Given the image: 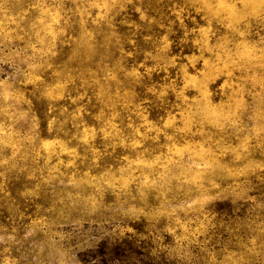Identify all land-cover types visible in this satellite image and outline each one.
Segmentation results:
<instances>
[{"label": "rangeland", "instance_id": "1", "mask_svg": "<svg viewBox=\"0 0 264 264\" xmlns=\"http://www.w3.org/2000/svg\"><path fill=\"white\" fill-rule=\"evenodd\" d=\"M0 264H264V0H0Z\"/></svg>", "mask_w": 264, "mask_h": 264}, {"label": "trees", "instance_id": "2", "mask_svg": "<svg viewBox=\"0 0 264 264\" xmlns=\"http://www.w3.org/2000/svg\"><path fill=\"white\" fill-rule=\"evenodd\" d=\"M140 33L138 34V37L136 38V44L134 46H131L130 44H125L124 47H119L118 43H116L114 40H112L109 44L104 45L102 41H100L98 43L97 46L100 47H106L107 50L105 52H103L102 54L105 55V58L102 59V63H108L111 64L112 62H116L117 59L119 58V56H121V51H132L133 55L129 57L130 62L135 61H141L144 57L145 52L147 51V49L152 48L151 46V42H148L147 44L143 45L144 42H147L146 39H151L152 37L155 36V34H147L143 31H139ZM117 33H122L125 34V29L119 25H117ZM145 35H149L147 38H144ZM152 35V36H150ZM158 35V34H157ZM179 36H176L175 40L176 42L179 41ZM70 48V47H69ZM69 48H65L66 50L62 51L61 55L64 54L65 56L67 55V50ZM124 48V50H123ZM100 54H97L96 57L94 58V62H92V69H99V72L102 73L101 71V66H99L98 64V59L97 57ZM106 59H109L106 60ZM128 59V60H129ZM72 67L76 70L75 73L78 74L80 77L81 75H83V71H84V65L80 62H76L75 64L72 63ZM103 66V64H102ZM133 66V65H132ZM157 79V78H154ZM160 82V81H159ZM149 83H145V86H147ZM145 88V87H143ZM91 93V92H90ZM90 93H88L90 95ZM94 112V111H92Z\"/></svg>", "mask_w": 264, "mask_h": 264}]
</instances>
